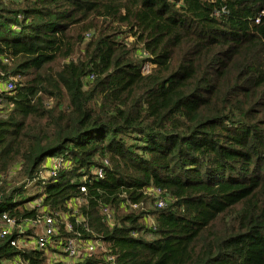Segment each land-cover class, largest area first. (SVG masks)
<instances>
[{"label": "trees", "instance_id": "1", "mask_svg": "<svg viewBox=\"0 0 264 264\" xmlns=\"http://www.w3.org/2000/svg\"><path fill=\"white\" fill-rule=\"evenodd\" d=\"M8 80L0 217L56 214L73 264H264V0H0ZM24 238L0 264H54Z\"/></svg>", "mask_w": 264, "mask_h": 264}, {"label": "built area", "instance_id": "2", "mask_svg": "<svg viewBox=\"0 0 264 264\" xmlns=\"http://www.w3.org/2000/svg\"><path fill=\"white\" fill-rule=\"evenodd\" d=\"M0 89L4 91H10L12 89L11 82L0 83ZM103 165L106 166V162H103ZM47 171L42 175V177H54L57 169L61 166V160L59 158H53L45 164ZM97 179L102 178V170L97 169L95 172ZM80 192H84V188H79ZM162 201L157 200L156 207H161ZM34 207H38V201L34 204ZM136 206L131 205V208L134 209ZM104 213H107L106 210H103ZM56 214H43L38 216L33 221H27L24 225H16L15 222L8 218L6 215H1L0 217V239H3L12 234L22 236L27 230H33L34 238L25 239L27 242L19 241L21 246H27L33 244L37 250H45L47 247L55 250L50 253V260L52 263L56 264H73L79 262L83 257L90 256L98 251H101L98 243L88 241L82 242L75 238H66L64 241L53 240L52 236L56 235ZM67 231H70L69 225L65 224ZM32 240V242H31ZM9 245L12 247H17V241H9ZM103 263L98 264H114V256L105 255ZM11 264H23L21 261L16 260Z\"/></svg>", "mask_w": 264, "mask_h": 264}, {"label": "rangeland", "instance_id": "3", "mask_svg": "<svg viewBox=\"0 0 264 264\" xmlns=\"http://www.w3.org/2000/svg\"><path fill=\"white\" fill-rule=\"evenodd\" d=\"M42 193V187L27 186L21 194L15 199L16 202H21L26 208H29L31 198ZM28 202V203H27Z\"/></svg>", "mask_w": 264, "mask_h": 264}]
</instances>
